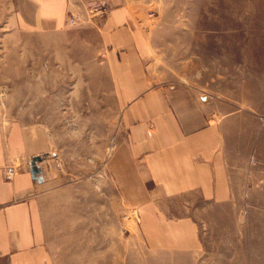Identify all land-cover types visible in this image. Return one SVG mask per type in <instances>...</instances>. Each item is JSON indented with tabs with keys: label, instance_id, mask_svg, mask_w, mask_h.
<instances>
[{
	"label": "rangeland",
	"instance_id": "rangeland-1",
	"mask_svg": "<svg viewBox=\"0 0 264 264\" xmlns=\"http://www.w3.org/2000/svg\"><path fill=\"white\" fill-rule=\"evenodd\" d=\"M18 4L19 0H0V120L38 123L52 136L56 147L45 156L44 170L52 173L49 178L72 176L73 180L61 184L75 186L74 199L69 196L67 201L64 193L52 209L65 216L74 205L75 216H83L78 211L83 202L84 216L91 217L89 223H50L54 239L59 240L56 252L74 256L70 264H99L100 257L101 264H264V212H245L242 195L229 204L201 203L199 250L170 252L149 244L139 213L119 195L109 170L116 145L124 138L116 101L108 100L106 117L68 115L73 100L67 92L81 88L72 83L89 71L80 59L99 57L75 42L89 38L96 42L94 34L90 30L85 35L22 31L16 18ZM141 7L140 15L144 12L152 31V77L200 90L202 101L221 123L232 117L237 128L247 131L237 133L236 142L247 149L235 157L263 163L264 0H147ZM106 13L87 5L68 20L78 28L94 25ZM52 77L59 80L58 85H51ZM111 86L107 76V88ZM252 136H261L262 142L255 144ZM20 161L16 158L8 165H19L16 175ZM99 169L105 171L106 180L96 179ZM98 182H105L104 189H99ZM238 189L241 193V185ZM99 201L106 204L101 213ZM259 221L263 223H253Z\"/></svg>",
	"mask_w": 264,
	"mask_h": 264
},
{
	"label": "crops",
	"instance_id": "crops-1",
	"mask_svg": "<svg viewBox=\"0 0 264 264\" xmlns=\"http://www.w3.org/2000/svg\"><path fill=\"white\" fill-rule=\"evenodd\" d=\"M145 2L19 0L16 18L26 32L85 35V30L92 31L96 42L89 38L75 44L82 43L99 57L80 59L89 71L72 83L81 88L67 92L73 100L68 115L106 117L108 100L116 101L124 138L116 145L109 170L119 195L139 213L140 228L152 247L192 252L203 243L197 224L202 202L229 204L242 195L245 212H264V162L235 157L247 149L236 142L237 133L247 131L237 128L232 117L221 123L202 101L200 90L186 84H164L152 77V31L144 12L140 15L139 11ZM87 5H105L107 13L96 18L94 25L71 27L70 15ZM107 76L112 84L109 88ZM50 83L58 85L59 80L52 77ZM252 138L255 144L262 142L261 136ZM54 145L52 136L38 123L0 120V264H65V259L70 264L74 259L69 253L56 252L59 240L54 239L50 223H89L91 217L84 216L83 202L78 206L83 216H75L74 205L67 207L65 216L52 209L64 193L67 201L75 197L74 185L61 184L73 180L72 176L49 178L52 173L44 170L45 156ZM253 149L258 152L256 145ZM18 157L21 171L6 180L4 169ZM35 157H41L38 173L31 172L30 161ZM95 175L99 181L106 180L101 169ZM98 185L99 189L106 186L105 182ZM105 209V202L101 205L99 201L98 212Z\"/></svg>",
	"mask_w": 264,
	"mask_h": 264
},
{
	"label": "built area",
	"instance_id": "built-area-1",
	"mask_svg": "<svg viewBox=\"0 0 264 264\" xmlns=\"http://www.w3.org/2000/svg\"><path fill=\"white\" fill-rule=\"evenodd\" d=\"M100 6H101V5L97 6L98 9L101 8V12L104 13V12L106 11V7H105V5H102V7H100ZM70 22H71L73 25L76 23L75 19H73V18L70 19ZM36 164H37V162H36ZM18 168H19V165H11V166L7 167V168L5 169V174H4V175H5V178H6L7 180H12V179L14 178V176L16 175Z\"/></svg>",
	"mask_w": 264,
	"mask_h": 264
},
{
	"label": "water",
	"instance_id": "water-1",
	"mask_svg": "<svg viewBox=\"0 0 264 264\" xmlns=\"http://www.w3.org/2000/svg\"><path fill=\"white\" fill-rule=\"evenodd\" d=\"M41 161V157H35L32 161V172L38 173L39 168L37 167L36 162Z\"/></svg>",
	"mask_w": 264,
	"mask_h": 264
},
{
	"label": "bare ground",
	"instance_id": "bare-ground-1",
	"mask_svg": "<svg viewBox=\"0 0 264 264\" xmlns=\"http://www.w3.org/2000/svg\"><path fill=\"white\" fill-rule=\"evenodd\" d=\"M232 3H233V2H232ZM239 4H240V3H239ZM221 6H222V5H221ZM221 6H220V7H221ZM240 6H241V4H240ZM245 6H246V5H245ZM236 7H237V6L234 5V10H235V11H234V14H235L236 11H237V10H236V9H237ZM221 8H222V7H221ZM232 8H233V7H232ZM243 8H244V6H243ZM245 8H246V7H245ZM218 9H219V8H218ZM223 9H224V8H223ZM225 15H227V14H225ZM230 15H231V14H230ZM210 19H211V18H210ZM235 20H236V18H235ZM257 21H258V20H257ZM237 22H238V21H237ZM222 23H223V22H222ZM234 25H235V24L233 23V28H234ZM228 62H229V61H228ZM18 158H19V157H18ZM20 158H21V157H20ZM42 158H43V157H42ZM20 162H21V161H20ZM39 162H40V161H39ZM13 163H15V162H13ZM50 164H51V163H50ZM56 165H57V164H56ZM41 166H42V165H41ZM50 166H51V165H50ZM61 166H62V165H61ZM8 167H9V166H8ZM57 167H58V166H57ZM23 168H24V167H23ZM29 169H30V168H29ZM40 169H41V168H40Z\"/></svg>",
	"mask_w": 264,
	"mask_h": 264
}]
</instances>
